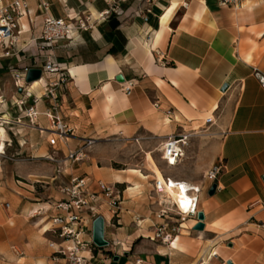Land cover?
Returning <instances> with one entry per match:
<instances>
[{
  "label": "crops",
  "instance_id": "1",
  "mask_svg": "<svg viewBox=\"0 0 264 264\" xmlns=\"http://www.w3.org/2000/svg\"><path fill=\"white\" fill-rule=\"evenodd\" d=\"M41 1L28 0L17 43L2 50L0 65L17 72L44 64ZM48 1L51 15L76 25L72 40L52 48L69 75L67 86L57 87V111L73 131L68 146L50 145L47 76L36 87H19L18 97L0 92V264H57L60 258L50 255L59 244L46 234V209L66 195L58 180L73 175H87L94 189L98 180L114 184L121 197L117 215L101 211L110 220L105 236L116 251L105 258L83 249L86 264H115L117 254L126 256L124 264H264V88L257 74L264 73V10L258 0ZM119 74L135 80L130 94ZM34 95L40 97L36 104ZM32 105L34 123L27 110ZM179 132L191 138L176 165L177 180L201 184L213 165L222 163L223 170L215 194H200L205 228L195 230L197 219L188 218L181 233L163 243L153 238L162 219L151 197L152 166L145 177L152 201L142 206L133 197L145 184H129L112 164L130 141L146 149L150 137L164 142ZM88 142L85 157L66 158ZM38 184L45 190L37 192ZM214 249L218 258H210Z\"/></svg>",
  "mask_w": 264,
  "mask_h": 264
},
{
  "label": "built area",
  "instance_id": "2",
  "mask_svg": "<svg viewBox=\"0 0 264 264\" xmlns=\"http://www.w3.org/2000/svg\"><path fill=\"white\" fill-rule=\"evenodd\" d=\"M114 5L119 0H106ZM241 0H221L222 4L236 5ZM51 3L49 1H41L39 8L45 12L43 19L42 31L39 37L43 48H48L46 60L40 68L43 76H47L45 96L53 100L50 110L47 112L48 118L52 121L51 136L49 138L50 145L55 150L58 144L62 143L68 146L69 137L72 134V128L67 125L62 115L57 111L58 96L57 87L60 85L67 86L69 75L66 70H63L60 63L55 59V54L52 48L63 40H72L74 37V29L76 25L70 19L64 17H55L49 13ZM29 14L28 0H12L9 3H2L0 6V42L7 43L10 40L17 38L16 31H19L21 17ZM147 19V17H146ZM80 27H85V24L80 22ZM29 68L23 71L14 73L15 83L18 87L25 84V78ZM258 77L261 85L264 88V73L258 72ZM42 76V77H43ZM135 86V80H126L124 82L123 91L130 94ZM34 104L40 97L34 95ZM24 104V101H21ZM28 116L32 123L34 117L37 116L35 105L28 109ZM171 111H168V118L171 119ZM191 133L179 132L170 134L161 144V157L169 166H176L180 159L184 156L186 147L190 143ZM90 142L83 145L81 148L74 151H69L66 155L67 159L74 161L82 159L86 156L85 147ZM223 170V164L213 165L204 175L206 181L201 184H191L187 181L177 180L170 176L164 175L162 179L155 177L153 179V198H156L155 203L158 205L157 215L161 218V222L157 224L153 238L160 240L163 243H169L173 238L181 233L182 222L188 218L194 217L199 221L198 214L199 198L203 190H209L213 183H218V178ZM169 187L180 189L188 196V205L183 207L180 197L178 199L166 198V191ZM65 196L56 200L47 211L51 212L50 221L52 227L50 231L62 239L59 248L55 253L62 254L71 264H86V257L79 254L83 249H91L90 245L93 240L84 238L85 230L88 228L92 231L93 221L99 214L105 218V231L110 220L98 210L104 204L108 208V212L112 216L118 214L121 210L120 191L114 184L106 183L102 180L97 181V189L92 188L91 179L87 175H73L68 184L64 186ZM106 195L108 200L102 201V196ZM106 237V236H105ZM69 244V245H67ZM88 247V248H87ZM210 258H218L217 250H212ZM57 259V256H55ZM196 264H212L210 260H200Z\"/></svg>",
  "mask_w": 264,
  "mask_h": 264
},
{
  "label": "rangeland",
  "instance_id": "3",
  "mask_svg": "<svg viewBox=\"0 0 264 264\" xmlns=\"http://www.w3.org/2000/svg\"><path fill=\"white\" fill-rule=\"evenodd\" d=\"M11 1L12 0H0V6L2 5V3L5 4V3H9ZM42 1H48V0H42ZM258 2L259 3L257 5L262 10H264V0H258ZM39 10L41 13L45 14V12L42 11L40 8H39ZM16 33H17V31H16ZM16 40H17V38L15 40H10L7 43L6 42L5 43L0 42V54L3 52L2 50H6V47H8V46L13 47V44L17 43ZM1 48H3V49H1ZM15 68L19 69L18 67H15ZM14 73L15 72L12 71L11 66L6 67L5 64L0 65V92L3 91L4 93H6L7 96H11V97L17 96L18 97V93H19L18 88L19 87L15 83ZM25 85L29 86V83H26V81H25ZM17 103H19V102H17ZM1 122H2V120H0V126H2ZM0 141H1V135H0ZM149 141H150V144H149L148 148H146V149L145 148L142 149L139 145L137 148L133 147L132 146L133 144L131 141L128 142V145L124 146L123 148H119L118 151H119L121 159L118 160L119 162L112 164L113 168L118 169V170L138 169V170L142 171V173L146 177V174L150 173V165L152 166L153 164L154 165L156 164L157 167L160 169L161 173L163 174V176L165 174L167 176H170V177L176 179L177 178L176 173L178 171V166H169L167 164V162L164 159H162L161 152H160L162 142H160L155 137H150ZM145 151H148L147 155H146V153H144ZM89 152H91V151L89 150ZM148 154L153 158V161L151 159L149 160ZM97 163L99 166L105 165V163H103L101 161H98ZM119 163H121V164H119ZM145 177H142L139 174H128V176H127V181H129L130 184H131V181L145 184V186H140V188L137 190L136 194H134L135 196L133 197L134 200L137 201L138 204L142 205V206L147 205V201L149 200L148 195L145 192L146 185L148 184L149 181L146 180ZM59 184H62L63 186H65L68 184V181L58 180V185ZM42 185L38 184L35 187L37 192L41 191V190L42 191L45 190V187ZM129 186L132 187V185H129ZM56 190H58V192H59V190H61V187H59V186L56 187ZM142 191H143V193L139 194ZM165 196H167V198H169L168 195H165ZM62 197H64V196L59 194L57 199H61ZM149 201H152V200H149ZM153 204H156V203L154 202ZM98 210L104 211L107 215L111 214L108 212L107 206H103L101 208H98ZM48 220H50V217ZM49 226L52 227V223L49 224ZM46 234L51 239V244L53 242L57 243V244H61L62 239L60 237H58L57 235L53 234L50 230ZM90 237L92 238V231L87 228L85 230L84 238L89 240ZM67 245H69V244H67ZM55 246H57V245H55ZM114 246L115 245H111V246L108 245V246L100 248L94 244V245H90V248H91L92 252L95 254L100 253L102 255V257L112 258L113 252L116 251V249H114ZM58 248H59V246H58ZM117 250H119V248H117ZM55 251L50 255V257L52 259H55V256H57V258H60V259L56 260L57 264H71L69 262V260L65 258L64 255L57 254V253H55ZM61 258H64L65 260H61ZM125 259H126V256H122V258L119 261H115L114 263L115 264H124Z\"/></svg>",
  "mask_w": 264,
  "mask_h": 264
},
{
  "label": "water",
  "instance_id": "4",
  "mask_svg": "<svg viewBox=\"0 0 264 264\" xmlns=\"http://www.w3.org/2000/svg\"><path fill=\"white\" fill-rule=\"evenodd\" d=\"M43 73L42 69L40 67H31L28 69L25 81L26 83H31L35 80H38L42 78ZM116 79L118 81H125V78L122 74H119L116 76ZM20 92L23 91V88L20 87ZM264 178V177H263ZM217 190V183H213L208 190L209 195L215 194ZM198 223L195 224L194 229L195 230H203L205 228V223L203 222L205 219V215L202 211L198 214ZM92 240L93 244H95L97 247H105L109 245V241L105 237V218L103 215L99 214L95 217L93 221V228H92ZM120 259V255H114L113 260L118 261Z\"/></svg>",
  "mask_w": 264,
  "mask_h": 264
},
{
  "label": "bare ground",
  "instance_id": "5",
  "mask_svg": "<svg viewBox=\"0 0 264 264\" xmlns=\"http://www.w3.org/2000/svg\"><path fill=\"white\" fill-rule=\"evenodd\" d=\"M41 79V78H40ZM38 79V80H35L33 82H31V86L33 87H36L38 86L40 83H41V80ZM6 121V120H5ZM0 133L2 134V131L0 129ZM5 133V132H4ZM4 149H5V146H4V143H2L0 141V154L1 153H4ZM148 158L149 160L151 159L153 161V158L148 154ZM152 163V162H151ZM153 164V163H152ZM154 165V164H153ZM152 165V169L156 175V177L162 179L163 174L161 173L160 169L157 167V165L155 164L154 166ZM119 173H123V174H126L128 176V174H139L140 176L142 177H145V175L142 173V171L138 170V169H127V170H122L121 172ZM119 178H121V176H119ZM122 179V178H121ZM127 181V180H126ZM128 183L130 184V182L128 181ZM133 188V187H130L129 186V190ZM166 194L170 197V198H174V199H178L180 197V200H181V204L183 205V207H187L188 205V195L181 191L180 189H175L173 187H169L166 191ZM167 198V197H166Z\"/></svg>",
  "mask_w": 264,
  "mask_h": 264
}]
</instances>
